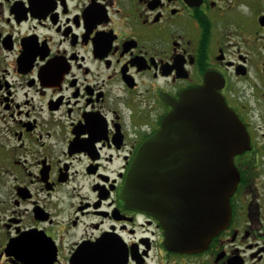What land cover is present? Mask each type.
<instances>
[{
	"label": "flooded vegetation",
	"instance_id": "af4514ba",
	"mask_svg": "<svg viewBox=\"0 0 264 264\" xmlns=\"http://www.w3.org/2000/svg\"><path fill=\"white\" fill-rule=\"evenodd\" d=\"M207 78L249 145L229 226L183 253L123 187ZM0 264H264V0H0Z\"/></svg>",
	"mask_w": 264,
	"mask_h": 264
},
{
	"label": "water",
	"instance_id": "95a60500",
	"mask_svg": "<svg viewBox=\"0 0 264 264\" xmlns=\"http://www.w3.org/2000/svg\"><path fill=\"white\" fill-rule=\"evenodd\" d=\"M172 106L139 148L123 189L130 202L161 219L170 250L196 253L230 224L240 180L234 157L249 140L209 78Z\"/></svg>",
	"mask_w": 264,
	"mask_h": 264
}]
</instances>
